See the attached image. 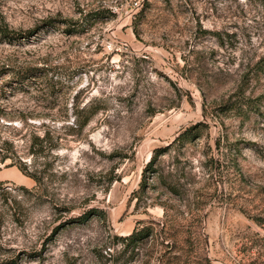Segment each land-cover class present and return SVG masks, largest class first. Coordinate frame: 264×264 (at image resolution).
Instances as JSON below:
<instances>
[{"label": "rangeland", "instance_id": "obj_1", "mask_svg": "<svg viewBox=\"0 0 264 264\" xmlns=\"http://www.w3.org/2000/svg\"><path fill=\"white\" fill-rule=\"evenodd\" d=\"M0 29V264H264V0H0Z\"/></svg>", "mask_w": 264, "mask_h": 264}, {"label": "trees", "instance_id": "obj_2", "mask_svg": "<svg viewBox=\"0 0 264 264\" xmlns=\"http://www.w3.org/2000/svg\"><path fill=\"white\" fill-rule=\"evenodd\" d=\"M0 33L2 34V36H3L4 38H7L8 40H9V39H10V40H14V39L16 40V39H18L19 36L21 35V34H16V33H14L13 31H12V32H9V31H7V29H0ZM29 33H30V32H29ZM29 33H27V34H29ZM191 131H192V130L187 131V132L185 133V136H183V139L188 138L187 136H188V134H189V135L191 134ZM189 132H190V133H189ZM186 134H187V136H186ZM15 165H16V164L11 163L9 166H15ZM16 166H18V165H16ZM18 167L21 169V171H22L25 175H27V176L33 178L35 181L38 182V178H37L36 176L27 173L23 167H20V166H18ZM148 236H150V232H149V230L146 229V230L141 231V232L138 233V234H134V233H132L131 235L125 237V238L122 239V240L125 241V242H129V241H130L129 243H135V242L140 241V240H142L143 238L148 237Z\"/></svg>", "mask_w": 264, "mask_h": 264}]
</instances>
